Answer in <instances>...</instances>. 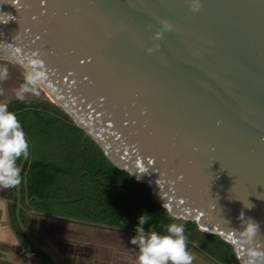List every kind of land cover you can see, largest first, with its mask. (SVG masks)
<instances>
[{
  "label": "water",
  "instance_id": "95a60500",
  "mask_svg": "<svg viewBox=\"0 0 264 264\" xmlns=\"http://www.w3.org/2000/svg\"><path fill=\"white\" fill-rule=\"evenodd\" d=\"M33 53L47 79L26 97L70 112L202 226L233 236L243 212L264 245V0H0V102ZM14 194L23 233L64 264L22 221L20 185Z\"/></svg>",
  "mask_w": 264,
  "mask_h": 264
},
{
  "label": "trees",
  "instance_id": "16d2710c",
  "mask_svg": "<svg viewBox=\"0 0 264 264\" xmlns=\"http://www.w3.org/2000/svg\"><path fill=\"white\" fill-rule=\"evenodd\" d=\"M6 103L29 141L20 184V200L26 206L19 209L29 229L24 217L26 207L134 229L139 217L147 215L150 218L142 225L145 231L164 233L167 224L183 223L189 240L223 264H238L233 236L202 226L196 215L187 214L162 197L153 179L138 174L132 164L121 162L70 112L29 97L22 101L12 97ZM7 195L20 239L26 247L35 249L32 264H54L17 224L14 188ZM173 216L181 219L174 221Z\"/></svg>",
  "mask_w": 264,
  "mask_h": 264
},
{
  "label": "clouds",
  "instance_id": "9594fccd",
  "mask_svg": "<svg viewBox=\"0 0 264 264\" xmlns=\"http://www.w3.org/2000/svg\"><path fill=\"white\" fill-rule=\"evenodd\" d=\"M200 8L199 3H193L192 11ZM163 27L168 30L170 25L165 21ZM161 32L155 33L160 38ZM149 52L152 50L149 49ZM9 78V70L0 65V82ZM47 79V69L43 59L33 53L27 60V70L23 83L15 90L17 100H24L27 94L39 95L43 83ZM4 90L0 88V96ZM29 154V141L17 115L9 110L6 102H0V189H12L23 182L18 161L26 159ZM165 207V205H164ZM245 208H251L249 203ZM171 214V213H170ZM149 216L142 215L135 229L136 235L130 238V243L138 250L136 264H193L194 257L188 249V237L185 235L183 223L172 222L165 226L164 233L155 230L145 231L142 227ZM173 216V220H180ZM238 219L240 227L231 229L232 244L238 264H264V245L259 243L261 237L260 225L250 217L240 212Z\"/></svg>",
  "mask_w": 264,
  "mask_h": 264
},
{
  "label": "rangeland",
  "instance_id": "374dc122",
  "mask_svg": "<svg viewBox=\"0 0 264 264\" xmlns=\"http://www.w3.org/2000/svg\"><path fill=\"white\" fill-rule=\"evenodd\" d=\"M38 220L49 224V228H33L25 219L33 233L64 264H107L109 261L114 262L119 252H138L136 246L130 243V238L137 234L134 231L53 216L40 215ZM188 249L192 255L201 256L191 247L188 246Z\"/></svg>",
  "mask_w": 264,
  "mask_h": 264
},
{
  "label": "crops",
  "instance_id": "0c3cea01",
  "mask_svg": "<svg viewBox=\"0 0 264 264\" xmlns=\"http://www.w3.org/2000/svg\"><path fill=\"white\" fill-rule=\"evenodd\" d=\"M8 190L9 189H0V264H19L21 259H26L31 262L30 264H32V262H35L34 255L28 257L21 256L20 253L18 252L19 244L22 245L24 244L20 239V236L13 222L10 197L7 195ZM25 206L26 205L23 204V207ZM29 209H33V208H28V207L24 208V217L26 220L28 219L31 226L37 229H39L40 227L44 230L48 229L49 224L39 221L38 218L40 217V215H44V216H50V215L34 213L31 212ZM87 224H92V223H87ZM188 246L194 249L196 253L201 255V256L193 255L194 257L193 264H217L216 262H214L205 254L200 252L197 248H195L191 244L188 243ZM137 255H138L137 251H132V250L122 251L119 252L118 255H116L118 257L114 262L109 261L107 262V264H136Z\"/></svg>",
  "mask_w": 264,
  "mask_h": 264
},
{
  "label": "built area",
  "instance_id": "2783aa9c",
  "mask_svg": "<svg viewBox=\"0 0 264 264\" xmlns=\"http://www.w3.org/2000/svg\"><path fill=\"white\" fill-rule=\"evenodd\" d=\"M18 252L21 256H33L35 249L33 247H26L22 244H19L18 246ZM31 262L26 259H21L19 264H30Z\"/></svg>",
  "mask_w": 264,
  "mask_h": 264
}]
</instances>
